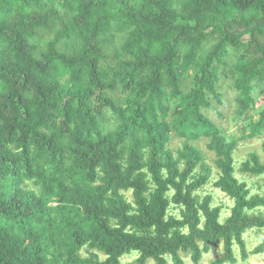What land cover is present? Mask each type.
I'll return each instance as SVG.
<instances>
[{
    "label": "trees",
    "instance_id": "16d2710c",
    "mask_svg": "<svg viewBox=\"0 0 264 264\" xmlns=\"http://www.w3.org/2000/svg\"><path fill=\"white\" fill-rule=\"evenodd\" d=\"M226 85L240 137L207 114ZM263 135L264 0H0V264L246 260L264 190L234 155ZM213 167L224 218L198 194Z\"/></svg>",
    "mask_w": 264,
    "mask_h": 264
},
{
    "label": "rangeland",
    "instance_id": "374dc122",
    "mask_svg": "<svg viewBox=\"0 0 264 264\" xmlns=\"http://www.w3.org/2000/svg\"><path fill=\"white\" fill-rule=\"evenodd\" d=\"M224 98L223 104L217 105V110L208 111V116L217 123L229 136H237L240 137L242 135L241 128L245 124V119H239L236 115L237 112V103H236V92L232 90L228 85H226L223 89ZM259 105V103L257 104ZM257 118V116H254ZM264 141V135L259 138L249 139L245 141H241L238 144L234 155V168H235V176L239 178L241 181L247 183L249 188H252L253 192L257 191L259 187L264 190V176L260 177H252L250 175L240 174L238 171L240 164L248 157V154L251 152H256L261 159H264V154L262 152V143ZM176 144V141H173V145ZM198 147L203 150L208 160V163L212 165L213 153L209 152L206 149V142L202 141L198 143ZM217 179L216 170L213 167V174L209 183L204 186L201 190L198 191L200 197L205 195H211L213 198V207L220 206L222 208V217L224 218L230 212V208L233 205L232 200L227 197L220 190L216 189L213 185L214 181ZM260 191V190H259ZM126 195L129 199H131V193L127 192ZM264 211V210H263ZM221 217V222H223V218ZM244 239L246 242V248L248 251L246 260L241 259L240 250L238 245H233V252L235 257L237 258L236 264H256L258 261L264 259L263 253H254V249L264 241V230H248L244 234ZM84 254V252H83ZM222 254V247H211L208 253H205L202 256L199 264H212V261L215 260ZM85 255V254H84ZM138 257V252L132 251L130 254H125L120 258V264H136L135 260ZM169 264L172 263V259L170 256H165ZM181 258L184 261V264H193L189 255L181 254ZM148 264H153L152 260L148 261ZM228 264V263H226Z\"/></svg>",
    "mask_w": 264,
    "mask_h": 264
}]
</instances>
